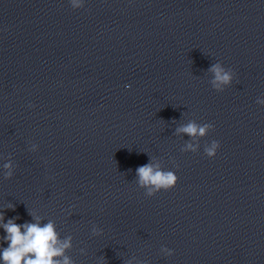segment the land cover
I'll return each instance as SVG.
<instances>
[{
  "label": "clouds",
  "instance_id": "1",
  "mask_svg": "<svg viewBox=\"0 0 264 264\" xmlns=\"http://www.w3.org/2000/svg\"><path fill=\"white\" fill-rule=\"evenodd\" d=\"M73 9H79L84 6L83 0H70ZM209 71L213 74L211 81L212 87L216 91H224L230 86L235 77V73L231 69H226L221 63H214ZM257 103L264 105V101L257 99ZM31 107V105H29ZM214 126L210 123L202 125L195 121H190L176 129L177 134L184 133L195 139L196 137L203 138L208 135L209 131L213 130ZM220 147L218 141L213 140L210 144H206L204 152L209 158H214ZM37 149V145L33 144L32 151ZM184 151L196 153L198 145L194 146L189 142L186 144ZM14 164L11 159L3 164L4 178L10 179L14 174ZM136 182L138 186L145 190L148 197H152L161 191H170L178 183V176L170 170H163L159 165H154L150 162L137 167ZM33 219L36 223L18 224L15 219H9L7 223H2L4 220L3 213H0V225L7 233L3 240L8 243V247L0 252V259L5 264H73L69 257L64 255L66 249L71 248V237L60 240L59 234L55 230V224L52 221L40 225V217L33 214ZM23 229V231H22ZM102 229L93 228V235H101ZM162 251L167 255H173V250L163 248ZM84 253L85 250L81 249ZM54 257H63V259H54Z\"/></svg>",
  "mask_w": 264,
  "mask_h": 264
}]
</instances>
